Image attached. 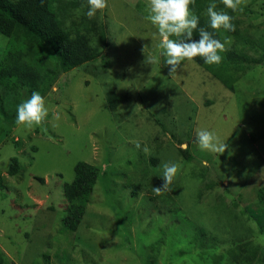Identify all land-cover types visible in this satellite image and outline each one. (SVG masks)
Returning <instances> with one entry per match:
<instances>
[{"label": "rangeland", "instance_id": "obj_1", "mask_svg": "<svg viewBox=\"0 0 264 264\" xmlns=\"http://www.w3.org/2000/svg\"><path fill=\"white\" fill-rule=\"evenodd\" d=\"M148 2L106 0L86 21L103 28L104 43L67 71L47 42H36L28 53L45 59L35 66L48 81L44 93L43 82L16 88L6 70L14 54L5 56L9 37L0 33V264H264V60L253 62L264 53V0H234L235 10L214 0L234 25L218 29L222 78L194 59L169 73L145 19ZM210 2L189 8L208 21ZM52 3L69 26L86 16V0ZM230 49L250 61L228 62ZM110 88L123 98L115 110ZM33 91L47 113L26 128L15 123L16 106ZM201 128L227 145L223 153L198 148ZM79 161L99 177L82 220L68 229L64 190ZM173 162L172 182L157 193L163 164Z\"/></svg>", "mask_w": 264, "mask_h": 264}, {"label": "trees", "instance_id": "obj_2", "mask_svg": "<svg viewBox=\"0 0 264 264\" xmlns=\"http://www.w3.org/2000/svg\"><path fill=\"white\" fill-rule=\"evenodd\" d=\"M62 11L61 5H54L52 0H0V33L9 37L5 56L10 57L14 54L13 64L10 66L8 63L6 70L9 71L11 78L18 81L19 85L16 88L22 90L29 86L32 91L35 89L34 86L43 82L40 92H46L48 81L40 80L35 72V66L38 67L39 64L43 66L45 59L37 61L35 58H30L28 53L36 42L42 48L46 47L45 42L50 45L57 55L58 68L63 71L94 59L97 55L99 46L105 41L103 28L97 24V21L94 23L93 19L91 24L86 22L87 16H84L78 23L72 21L69 26L60 18ZM198 17L197 28L193 29V39H198V29L201 27L209 31L213 38L218 39L220 35L218 29L209 27L206 17L201 15ZM91 34L98 38V43L95 46L90 44ZM174 38L183 39L184 37L181 35L180 37L174 36ZM220 41L222 42V40ZM225 53H227L225 59L230 63L241 62L244 64L250 61L249 52L243 50L235 52L230 49ZM193 59L222 78V69L216 63L206 64L199 56ZM262 60H264V53L262 57L253 59V62L257 63ZM230 63L224 62L223 65ZM20 96L22 95L20 94ZM121 100L123 98L115 94V89L110 88L107 94L109 109L115 110ZM12 162L13 168L10 172L15 175L20 170L18 158L14 156ZM74 172V179L66 184L64 190L66 199L70 204V208L67 210L68 217L66 216L68 219L65 218L68 229H76L82 220L86 205L89 202V196L99 177L98 167L85 161L77 162L74 166Z\"/></svg>", "mask_w": 264, "mask_h": 264}, {"label": "clouds", "instance_id": "obj_3", "mask_svg": "<svg viewBox=\"0 0 264 264\" xmlns=\"http://www.w3.org/2000/svg\"><path fill=\"white\" fill-rule=\"evenodd\" d=\"M225 7L235 10L234 0H223ZM87 10L84 13L88 18H92L98 10L106 7V0H86ZM191 0H149L146 5L147 15L145 19L154 25L160 36L159 47L163 50L160 55L163 63L169 66V73L176 71L182 60H192L199 56L206 64L219 63L223 51V43L213 38L212 34L203 27L198 29V39H193V29L197 28L199 17L189 8ZM79 12V10H77ZM206 13L208 24L212 29L231 31L234 25L231 23L232 17L227 12L215 10V2L212 0L207 6ZM183 39H172L171 36ZM145 63H155L154 57H147ZM47 113L44 99L39 92L33 91L31 96L20 102L16 106L15 123L24 127L38 125ZM196 144L201 150L223 153L227 147L224 142H220L215 134L206 128H201L196 133ZM140 148V144L136 145ZM148 151L145 146L142 149ZM177 172L176 163H164L163 172L160 175L162 183L159 187H154L158 193L167 189Z\"/></svg>", "mask_w": 264, "mask_h": 264}, {"label": "crops", "instance_id": "obj_4", "mask_svg": "<svg viewBox=\"0 0 264 264\" xmlns=\"http://www.w3.org/2000/svg\"><path fill=\"white\" fill-rule=\"evenodd\" d=\"M14 129V128H13Z\"/></svg>", "mask_w": 264, "mask_h": 264}]
</instances>
